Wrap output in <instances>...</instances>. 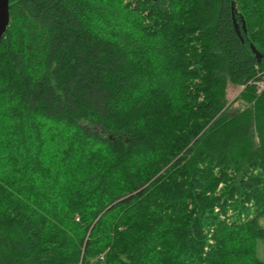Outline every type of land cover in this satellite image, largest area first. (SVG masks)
<instances>
[{
    "label": "trees",
    "instance_id": "obj_1",
    "mask_svg": "<svg viewBox=\"0 0 264 264\" xmlns=\"http://www.w3.org/2000/svg\"><path fill=\"white\" fill-rule=\"evenodd\" d=\"M261 72L264 0H9L0 264H264Z\"/></svg>",
    "mask_w": 264,
    "mask_h": 264
},
{
    "label": "water",
    "instance_id": "obj_2",
    "mask_svg": "<svg viewBox=\"0 0 264 264\" xmlns=\"http://www.w3.org/2000/svg\"><path fill=\"white\" fill-rule=\"evenodd\" d=\"M152 2H157L160 0H149ZM9 24V0H0V41L3 38ZM251 52L257 57V61H260V57L254 48H251Z\"/></svg>",
    "mask_w": 264,
    "mask_h": 264
},
{
    "label": "rangeland",
    "instance_id": "obj_3",
    "mask_svg": "<svg viewBox=\"0 0 264 264\" xmlns=\"http://www.w3.org/2000/svg\"><path fill=\"white\" fill-rule=\"evenodd\" d=\"M243 88L244 87L240 88V87L230 85L228 89V93H227V99L229 103H231L239 95V93L243 90ZM230 108L236 109L239 107H237V104H235V105H232V107ZM259 224L261 227L264 228V216L259 220ZM258 256L260 257V259L264 260V244L263 243H258Z\"/></svg>",
    "mask_w": 264,
    "mask_h": 264
},
{
    "label": "built area",
    "instance_id": "obj_4",
    "mask_svg": "<svg viewBox=\"0 0 264 264\" xmlns=\"http://www.w3.org/2000/svg\"><path fill=\"white\" fill-rule=\"evenodd\" d=\"M249 85L254 87L256 95H260L264 92V72L258 74V78L250 81Z\"/></svg>",
    "mask_w": 264,
    "mask_h": 264
}]
</instances>
